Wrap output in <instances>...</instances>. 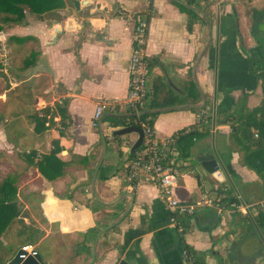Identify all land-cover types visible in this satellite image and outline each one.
Segmentation results:
<instances>
[{
    "label": "crops",
    "instance_id": "crops-1",
    "mask_svg": "<svg viewBox=\"0 0 264 264\" xmlns=\"http://www.w3.org/2000/svg\"><path fill=\"white\" fill-rule=\"evenodd\" d=\"M64 1L61 19L28 15L0 31L10 62L0 73V185L8 179L14 199L8 214L16 215L0 235V248L30 244L45 264H117L121 259L185 264L184 248L197 264H264V227L258 230L238 216H255L252 204L264 198L258 199L255 174L241 167L239 155L229 149L227 125L198 128L189 157L179 160L174 196L194 206V214L176 216V226L157 187L132 189L125 181L127 151L136 135L113 137L118 128L103 119L114 109L118 112L112 116L125 115V109L105 110L100 126L91 125L98 103L112 104L127 95L133 27L115 15L118 8L148 17V97L158 81L164 86L161 97L170 93L184 100L155 111L152 123L159 137L195 127L192 109L212 117L214 107L215 114L228 111L242 99L248 108L256 107L264 77V28L257 34L256 27L264 24L253 14L264 0H195L192 5L180 0L204 22L196 21L191 31L187 14L171 0H79L78 10L72 0ZM15 36L32 39L21 56L26 50V55L35 53V66L11 57L8 45ZM58 104L65 116L57 113L53 126L46 122L36 128L35 117ZM53 149L56 160H46ZM212 152L222 164V180L196 161ZM225 188H233L248 208L226 207L220 201ZM244 192L249 204L241 200ZM20 231L40 238L23 243ZM43 241L51 242L47 257L37 249Z\"/></svg>",
    "mask_w": 264,
    "mask_h": 264
},
{
    "label": "trees",
    "instance_id": "trees-1",
    "mask_svg": "<svg viewBox=\"0 0 264 264\" xmlns=\"http://www.w3.org/2000/svg\"><path fill=\"white\" fill-rule=\"evenodd\" d=\"M73 6L78 10L80 6L79 0H72ZM195 0H188L187 5H192ZM171 3L176 5L182 12L186 13L188 20L186 22L187 30H192V25L199 21L204 23L201 17H199L197 10L191 9L180 0H171ZM65 9L64 0H0V31L4 26H11L14 24H20L27 16H33L39 21L46 20H58L61 19V12ZM56 16V17H55ZM254 16L260 19V23L264 24V6L260 10L254 11ZM52 17V18H51ZM142 17L148 21L147 15L143 14ZM263 20V22H262ZM30 38L15 36L9 41V48L12 49L11 57L18 58V62L25 65H34L36 54L31 52V54L26 55V52L21 56L22 48L29 42ZM30 56V57H29ZM21 57V58H20ZM31 58V60H30ZM32 61V62H31ZM33 63V64H31ZM0 72L2 70V62H0ZM260 88L262 90V98L260 103L253 108H248L245 105V99L241 102L234 104L233 108L219 112L215 114L214 122L216 125H227L229 127L228 133V146L231 152L237 153L239 155V165L245 167L249 171L253 172L257 178V183L255 184L261 191V196L258 199L264 198V77L260 78ZM164 86L162 83L155 81L151 88V94L146 99L145 111H150L149 113L141 114L139 117L134 116L133 112L125 109V115H113L117 113L118 109H114L110 114L107 113L103 118L111 126V128H122V127H141V122L145 121L149 117V122L152 123L154 117L158 114L157 110L167 109L175 107L177 104L184 103V100H176L170 93L163 94ZM116 110V111H115ZM196 113H200L204 109H192ZM41 117H35L36 128L39 125H44L48 122V126H53V118L58 113L61 117L65 116V109L63 104H58L55 109L45 108L42 111ZM200 127L205 128L208 125V131L210 130L212 124L211 114L208 118L200 121ZM196 126V125H195ZM183 131V130H180ZM200 131L198 128L192 127L189 133H185L178 138L177 153L179 155V160H184L189 157L188 149L193 145V138ZM56 144V141H53ZM56 149L50 151V154L45 157L46 160L50 161L54 158ZM132 156H129L131 159ZM39 162L40 172L43 174V169ZM9 185L8 179L0 185V235L4 232L10 225L12 220L16 215L8 214L9 204L14 202V199L10 196V191L7 189ZM248 191V189H245ZM13 191V190H12ZM224 196L220 199L226 207L232 205H240V199L234 194V189L229 188L227 191L220 190V194ZM257 199V198H256ZM257 199V200H258ZM243 202L249 204L250 198L248 195L243 194ZM259 202V201H258ZM239 218L251 226L254 225L258 230L264 227V214L261 210L257 211L255 216L250 214L238 215ZM19 237L23 235V243H35L39 238V233L32 234L31 232L18 233ZM189 251V250H188ZM10 252V248H0V264H5L8 261L6 254ZM191 253H193L191 251ZM194 254V253H193Z\"/></svg>",
    "mask_w": 264,
    "mask_h": 264
},
{
    "label": "built area",
    "instance_id": "built-area-1",
    "mask_svg": "<svg viewBox=\"0 0 264 264\" xmlns=\"http://www.w3.org/2000/svg\"><path fill=\"white\" fill-rule=\"evenodd\" d=\"M115 15L130 22L133 27L127 95L124 99L116 100L112 104L98 103L91 122L94 128L100 126V120L105 110L122 107L132 111L136 117L144 114L149 93L147 89L148 61L145 54L147 21L140 14L130 13L119 8L115 10ZM0 62H2L4 69L10 65L5 45H0ZM209 116V113L205 111L198 113L195 127L199 128L200 121ZM139 128L142 130L141 143L131 154L132 158L126 165L125 181L132 189L147 185L157 187L162 203L170 215V222L176 226V216L181 214L191 217L194 214V206L181 203L174 196V188L180 172L179 155L177 153L178 138L182 134L189 133L191 129H184L162 138L157 134L153 123L149 122V117L141 122ZM227 189L225 188L224 191ZM233 206L237 209L241 208L242 212L248 208L246 205ZM252 207L264 211V201L256 202L252 204ZM20 250L19 258L22 260L38 256L37 251L30 244L22 245ZM182 251V259L185 264H197L194 255L190 251L186 248Z\"/></svg>",
    "mask_w": 264,
    "mask_h": 264
},
{
    "label": "water",
    "instance_id": "water-1",
    "mask_svg": "<svg viewBox=\"0 0 264 264\" xmlns=\"http://www.w3.org/2000/svg\"><path fill=\"white\" fill-rule=\"evenodd\" d=\"M149 112L150 111H145L144 114L149 113ZM214 117H215V107L212 111L213 125H215ZM127 134H135L136 135L135 141L132 143V145L128 148V151H127V154L130 155L139 147V145L141 143L142 130L138 127H133V126L122 127V128L114 129L113 132L111 133V136L120 137V136H124ZM196 161L198 164H200L202 169L207 174L216 176L217 174L220 173L222 175L221 180L224 178L223 173H222V164L220 163V160H219L217 154H215V152H212L209 155H200L196 158ZM111 228H112V225L101 230L99 232L98 236H100L106 230H110ZM20 253H21V250H18L17 253L15 254L16 256L11 261H9L7 264H45L39 255L36 257H28L27 259L22 260L21 258H19ZM117 264H130V263L128 261H126L125 259H121L118 261Z\"/></svg>",
    "mask_w": 264,
    "mask_h": 264
},
{
    "label": "rangeland",
    "instance_id": "rangeland-1",
    "mask_svg": "<svg viewBox=\"0 0 264 264\" xmlns=\"http://www.w3.org/2000/svg\"><path fill=\"white\" fill-rule=\"evenodd\" d=\"M253 16H254V14H253ZM254 17H256V16H254ZM261 28H264L263 25H262V27L259 25L256 27L257 34H260ZM10 248H11V250L7 254V256H8L7 258L9 261H11L16 256L15 254L18 251V247H17L16 243L11 244ZM50 248H51V242L50 241H43V242L37 244V249H38L39 253L41 255H43L44 257H47L46 254H49ZM7 263L8 262H6L5 264H7Z\"/></svg>",
    "mask_w": 264,
    "mask_h": 264
},
{
    "label": "bare ground",
    "instance_id": "bare-ground-1",
    "mask_svg": "<svg viewBox=\"0 0 264 264\" xmlns=\"http://www.w3.org/2000/svg\"><path fill=\"white\" fill-rule=\"evenodd\" d=\"M94 5V4H93ZM56 17V16H55ZM52 18V17H51ZM35 38V37H34ZM30 40H32V39H30ZM34 40V39H33ZM30 43H32L31 41H30ZM29 45V44H28ZM36 46V45H35ZM31 47V46H30ZM29 47V48H30ZM30 50H32V47H31V49ZM26 52H27V50H26ZM9 54V53H8ZM38 54V53H37ZM29 55V54H28ZM8 56V55H7ZM23 56V55H22ZM30 57V56H29ZM21 58V57H20ZM30 60H31V58H30ZM32 62V61H31ZM31 64H33V63H31ZM34 66H35V64H34ZM1 67V66H0ZM33 67V66H32ZM28 68V67H27ZM24 71V70H23ZM22 72V71H21ZM1 73V72H0ZM5 75V74H4ZM6 80V79H5ZM56 105V104H55ZM116 111V110H115ZM208 118V117H207ZM46 129V128H45ZM61 129V128H60ZM44 130V129H43ZM61 131V130H60ZM106 143V142H105ZM3 233V232H2ZM0 242H2V241H0ZM95 255V254H94Z\"/></svg>",
    "mask_w": 264,
    "mask_h": 264
}]
</instances>
